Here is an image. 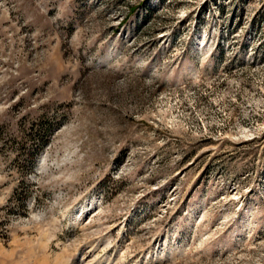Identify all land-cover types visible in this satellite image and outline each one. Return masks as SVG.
<instances>
[{
    "label": "rangeland",
    "instance_id": "1",
    "mask_svg": "<svg viewBox=\"0 0 264 264\" xmlns=\"http://www.w3.org/2000/svg\"><path fill=\"white\" fill-rule=\"evenodd\" d=\"M0 264H264V0H0Z\"/></svg>",
    "mask_w": 264,
    "mask_h": 264
}]
</instances>
